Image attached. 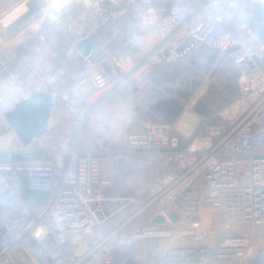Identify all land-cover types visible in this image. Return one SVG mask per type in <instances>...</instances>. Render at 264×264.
<instances>
[{
  "label": "built area",
  "instance_id": "1",
  "mask_svg": "<svg viewBox=\"0 0 264 264\" xmlns=\"http://www.w3.org/2000/svg\"><path fill=\"white\" fill-rule=\"evenodd\" d=\"M262 7L264 0H69L44 10L25 30L35 51L25 72L0 62V233L10 236L0 264H123L146 241L161 244L150 264H248L264 236ZM94 36L82 55L78 46ZM200 50L236 68L232 102L203 116L191 100L176 122L129 133L120 150L104 148L110 136L96 149L78 148L120 88ZM61 56L68 67L56 65ZM40 93L52 96L51 115L25 144L9 115ZM65 123L70 135L54 142ZM105 157L125 180L155 173L144 199L108 190ZM13 174L50 198L31 211Z\"/></svg>",
  "mask_w": 264,
  "mask_h": 264
},
{
  "label": "crops",
  "instance_id": "2",
  "mask_svg": "<svg viewBox=\"0 0 264 264\" xmlns=\"http://www.w3.org/2000/svg\"><path fill=\"white\" fill-rule=\"evenodd\" d=\"M68 2L69 0H0V62H4L15 72H25L29 62L35 57L32 41L25 34L26 28L37 20L44 10L50 8L60 9ZM20 7H23L20 15L9 24H4L3 21ZM64 61L67 62L65 57L61 56L56 65L66 67L63 65ZM182 64L179 63L162 69L170 72H172V69L178 71V85H176V88L179 87L184 91L194 89L196 86H188L186 81L183 85L180 83L185 78L189 80L184 73L181 74V70L184 69L183 66H180ZM142 82L127 83L125 86L132 88L131 93L117 95L118 90L111 104L102 108L91 117L87 126L80 134L78 143L80 150L89 151L96 149L99 139L109 136L104 145L105 149H123L126 144V136L129 133H139L151 123L147 120L149 119L148 117H138V106L142 105V101L145 102L149 98V95H151L148 92L147 97H145V92H143L142 86H140ZM144 106L146 107V105ZM182 147H185L184 144ZM164 171V169H159L158 172L162 174ZM103 177L111 182L108 188L110 192L132 191L139 193L144 199L155 177V173L150 169H141L130 180H125L120 167L115 164L114 160L110 157H105L103 162ZM9 179L16 186H18L21 180L26 185V177L24 175H9ZM36 193L42 195L47 192ZM150 216L151 213L143 214L137 219L134 226L142 225ZM138 261L144 264L143 261Z\"/></svg>",
  "mask_w": 264,
  "mask_h": 264
},
{
  "label": "rangeland",
  "instance_id": "3",
  "mask_svg": "<svg viewBox=\"0 0 264 264\" xmlns=\"http://www.w3.org/2000/svg\"><path fill=\"white\" fill-rule=\"evenodd\" d=\"M261 15L264 16V7L260 10ZM261 24V25H260ZM258 27L261 31L264 28V19H261L258 23ZM203 50L193 54L190 58L183 62L181 74H185L188 78L196 79L198 81L197 86L194 89L186 91V96L188 97L187 102L183 101V98L180 99V95L170 89L175 90L177 81L175 78L173 80H168L164 75L170 73L173 74V71H155L151 73V76L144 80L140 86H142L143 92H145V97H147L148 92L152 94L155 90H159L162 87H167L168 91L172 98H177L184 105V109L189 105L191 100H196L194 106V111L197 114L203 112L205 114H212L213 112L221 109L228 103L232 102L238 96L237 88V70L229 63L227 60H220L212 54L206 53L207 55L202 54ZM66 67L69 65V62H63ZM75 66V65H74ZM174 81V82H172ZM162 82L163 84H159ZM176 84V85H175ZM150 90V91H149ZM131 87L120 88L117 92V95L131 93ZM144 97V99H145ZM150 97V95H149ZM143 99V100H144ZM149 99V98H148ZM148 99L142 101V105L138 106V117H147L145 112V106H147ZM144 103V105H143ZM184 112V111H183ZM62 119L65 121V117L62 116ZM70 135L67 124L62 125L60 132L52 140L58 142L61 139ZM240 173L245 172L244 166L239 170ZM145 245V246H144ZM161 247V244L155 242H139L133 248V254L137 260L143 261L144 264H150L153 259L156 258L157 251ZM264 262V236H260L255 241V254L253 259L248 264H262Z\"/></svg>",
  "mask_w": 264,
  "mask_h": 264
},
{
  "label": "trees",
  "instance_id": "4",
  "mask_svg": "<svg viewBox=\"0 0 264 264\" xmlns=\"http://www.w3.org/2000/svg\"><path fill=\"white\" fill-rule=\"evenodd\" d=\"M261 19H264L263 14L258 16V23ZM206 53H212L217 57V54L214 51L211 50H203L202 54L203 55H207ZM190 58V56L188 57ZM227 62H229L232 66L233 64L227 60ZM234 67V66H233ZM235 68V67H234ZM236 69V68H235ZM161 71H163V69H159ZM157 70V71H159ZM165 71V70H164ZM167 71V70H166ZM173 74H166L164 75L165 78H167L169 82V80H173V78H175V80L177 81L178 79V71L175 69H172ZM173 76V78H172ZM174 82V81H172ZM178 83V82H177ZM159 84H163L162 82H159ZM176 85V84H175ZM178 85V84H177ZM176 93H178L180 95V99L183 98L184 102H187V94L186 91L182 90L181 88H176L175 90L170 89ZM169 90V91H170ZM168 91L167 87H162L159 90H155V92H153L147 102V106L145 107V112L147 113V117L149 119H147L149 122L151 123H166V124H172L174 122H176L178 120V118L182 115L183 111H184V105L180 102L179 99L177 98H172L170 93ZM200 113H202L201 115L203 116H209L211 114H205L203 112L200 111ZM23 175V174H21ZM18 192H20L24 198L25 201L29 207V209L31 211L35 210L36 208H38L39 206L43 205L49 198H50V194L46 193V194H38L36 192H31L27 189L25 182H22V180L20 181V183H18ZM1 237H0V248L3 247L10 239V236L8 234H6L5 232H1Z\"/></svg>",
  "mask_w": 264,
  "mask_h": 264
},
{
  "label": "water",
  "instance_id": "5",
  "mask_svg": "<svg viewBox=\"0 0 264 264\" xmlns=\"http://www.w3.org/2000/svg\"><path fill=\"white\" fill-rule=\"evenodd\" d=\"M97 37L94 36L82 42L78 49L84 56H88L94 48ZM186 79L181 81V85ZM189 83V82H188ZM53 107V98L49 93L34 95L30 100L20 103L10 113L9 121L16 133L25 144H29L32 139L40 133L49 120ZM176 218V215H173ZM123 264H142L134 258H128ZM264 264V262L262 263Z\"/></svg>",
  "mask_w": 264,
  "mask_h": 264
},
{
  "label": "bare ground",
  "instance_id": "6",
  "mask_svg": "<svg viewBox=\"0 0 264 264\" xmlns=\"http://www.w3.org/2000/svg\"><path fill=\"white\" fill-rule=\"evenodd\" d=\"M22 10H23V7H20L18 9H16V11L13 12L10 17H8L7 19H5L3 21V23L6 24V25L9 24L13 19L17 18L20 15V13L22 12Z\"/></svg>",
  "mask_w": 264,
  "mask_h": 264
},
{
  "label": "flooded vegetation",
  "instance_id": "7",
  "mask_svg": "<svg viewBox=\"0 0 264 264\" xmlns=\"http://www.w3.org/2000/svg\"><path fill=\"white\" fill-rule=\"evenodd\" d=\"M185 79H187V78H185ZM189 82V83H188ZM186 84L188 85V86H197V84H198V81L196 80V79H190L189 78V80H186Z\"/></svg>",
  "mask_w": 264,
  "mask_h": 264
}]
</instances>
